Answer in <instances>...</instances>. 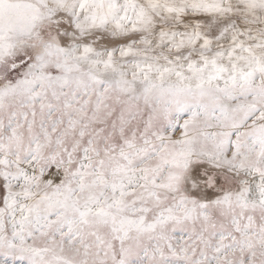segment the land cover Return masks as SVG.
<instances>
[{
	"label": "snow or ice",
	"instance_id": "6c2138e0",
	"mask_svg": "<svg viewBox=\"0 0 264 264\" xmlns=\"http://www.w3.org/2000/svg\"><path fill=\"white\" fill-rule=\"evenodd\" d=\"M0 264H264V0H0Z\"/></svg>",
	"mask_w": 264,
	"mask_h": 264
}]
</instances>
